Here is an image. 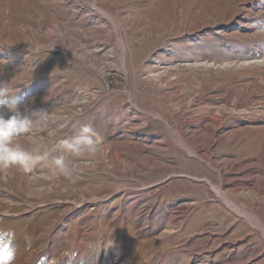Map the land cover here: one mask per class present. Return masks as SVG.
<instances>
[{"label":"rangeland","instance_id":"374dc122","mask_svg":"<svg viewBox=\"0 0 264 264\" xmlns=\"http://www.w3.org/2000/svg\"><path fill=\"white\" fill-rule=\"evenodd\" d=\"M4 43L0 87L32 120L18 143L99 137L70 178L0 172L7 264H264L213 188L264 221V0H0Z\"/></svg>","mask_w":264,"mask_h":264},{"label":"clouds","instance_id":"9594fccd","mask_svg":"<svg viewBox=\"0 0 264 264\" xmlns=\"http://www.w3.org/2000/svg\"><path fill=\"white\" fill-rule=\"evenodd\" d=\"M0 45L12 46L7 43ZM21 104V98L13 89L0 87V108L11 113L7 118L0 116V172L16 169L28 173L43 163L53 175L70 178L74 171L70 157L96 154L99 137L89 125L83 126L80 134L73 138L24 147L17 138L31 134L32 120L20 111ZM94 135L97 139H93Z\"/></svg>","mask_w":264,"mask_h":264},{"label":"bare ground","instance_id":"6f19581e","mask_svg":"<svg viewBox=\"0 0 264 264\" xmlns=\"http://www.w3.org/2000/svg\"><path fill=\"white\" fill-rule=\"evenodd\" d=\"M97 2V1H96ZM27 3V2H26ZM24 4V3H23ZM30 4V3H29ZM199 5V4H198ZM31 6V5H30ZM192 8V7H191ZM160 10V9H159ZM74 11V10H73ZM65 15V14H64ZM117 15V14H116ZM205 15V14H204ZM101 16V15H100ZM65 17V16H64ZM113 18V21H114V24L116 25L115 28H116V31H117V34H118V46L122 48V51H125V48H126V44L123 42L124 40H122L121 38V29L119 28L117 22L115 20V17L112 16ZM180 19V18H179ZM10 20V19H9ZM168 20V19H167ZM163 21V20H162ZM139 22V21H138ZM165 22V21H164ZM182 22V21H181ZM187 22V21H186ZM175 23V22H174ZM185 23V22H184ZM175 25V24H174ZM178 25V24H177ZM171 26V25H170ZM173 26V24H172ZM169 27V26H168ZM182 28V27H181ZM172 29V27H171ZM179 30V29H178ZM171 31V30H170ZM61 35L63 34L64 36H67L69 33L67 32V28L66 29H61ZM52 33V32H51ZM151 34H152V31H151ZM148 35V36H151ZM68 37V36H67ZM70 37V36H69ZM158 38V37H157ZM58 39V38H57ZM148 39V37H147ZM160 42V41H159ZM91 43V42H90ZM143 44V43H142ZM190 44V43H189ZM136 45V44H135ZM149 47V46H148ZM67 48V47H66ZM175 48V47H174ZM135 52V51H134ZM45 56V55H44ZM122 61L125 63L126 58L124 55H122ZM97 66V65H96ZM201 68V67H200ZM153 72V71H152ZM14 74V73H13ZM8 76V75H7ZM12 76V74H11ZM169 80V79H168ZM260 80V79H259ZM261 82V81H260ZM257 84V83H256ZM262 84V83H261ZM250 85V84H249ZM59 91V90H58ZM120 94V93H119ZM133 94V93H132ZM236 96V95H235ZM241 97V96H240ZM32 102V101H31ZM226 102V101H225ZM238 103V102H237ZM106 107V106H105ZM262 108V107H261ZM135 109V108H134ZM250 110V108H248ZM255 109V108H254ZM259 109V108H258ZM248 110V111H249ZM246 111V110H244ZM259 111V110H258ZM90 112V111H89ZM104 112V111H103ZM254 112V111H253ZM257 113V112H256ZM253 114V113H252ZM162 118V117H161ZM163 119V118H162ZM217 120V119H216ZM216 123V122H215ZM216 125V124H215ZM171 126V125H170ZM174 130V129H173ZM174 134H179V132H174ZM168 136V135H167ZM178 142L179 143H182V140L180 138V136L178 135ZM187 143V142H186ZM104 152V151H103ZM260 156V155H259ZM264 160V159H263ZM263 162V161H262ZM260 162V163H262ZM212 163V162H211ZM254 167V166H252ZM248 168V166H247ZM218 172H221V170H219ZM162 174V173H161ZM224 177V176H223ZM221 178V177H220ZM237 178V177H236ZM223 180V178H221ZM176 181V180H175ZM233 181V180H232ZM218 185V184H217ZM189 186V185H188ZM198 187V186H197ZM213 188L215 189V191H217L219 193V195L222 197L223 201L227 204V206L230 208V209H233L235 212L237 213H240V212H243L244 214V218H246L247 220H249V222L252 223L253 226L257 227V231L259 233H261L264 237V221H262V219L259 217V213H257L256 211H252V210H248L247 207L245 206V204L243 202H239L238 200H236L235 198H233L232 196L224 193L222 191V186H213ZM232 191H235V189H232ZM217 205V204H216ZM204 206V205H203ZM200 207V206H199ZM205 207V206H204ZM255 207V206H254ZM198 208V207H197ZM204 209V208H203ZM259 210L261 211V215H264V204H260L259 205ZM181 211V210H180ZM186 212V211H185ZM201 213V212H200ZM230 213H227V216H229ZM179 217H180V214L178 215V212H172L171 215L169 216V221L170 222H177L179 220ZM257 232V233H258ZM179 237V236H178ZM177 237V239H178ZM219 243V242H218ZM193 245V244H192ZM259 249V248H258ZM231 250V249H230ZM189 253H193V249H188ZM229 256V255H228ZM241 262V261H240Z\"/></svg>","mask_w":264,"mask_h":264},{"label":"snow or ice","instance_id":"6c2138e0","mask_svg":"<svg viewBox=\"0 0 264 264\" xmlns=\"http://www.w3.org/2000/svg\"><path fill=\"white\" fill-rule=\"evenodd\" d=\"M11 258V252H9L7 255L0 256V264H7V262L10 261Z\"/></svg>","mask_w":264,"mask_h":264}]
</instances>
